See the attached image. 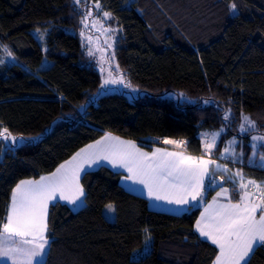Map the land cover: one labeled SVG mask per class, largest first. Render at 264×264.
I'll return each instance as SVG.
<instances>
[{
    "label": "trees",
    "instance_id": "16d2710c",
    "mask_svg": "<svg viewBox=\"0 0 264 264\" xmlns=\"http://www.w3.org/2000/svg\"><path fill=\"white\" fill-rule=\"evenodd\" d=\"M97 3L117 30L119 68L140 90L133 100L98 96L102 76L80 36ZM6 50L13 60L0 64V128L25 141L11 151L0 141V221L17 183L51 174L108 132L144 148L155 146L152 138L185 139L199 155L201 133L227 124L218 153L238 137L246 155L237 163L250 177L263 175L248 160L251 136L264 135V0H0V59ZM242 115L256 131L241 134ZM89 172L80 210L50 206L45 264H213L219 250L195 231L201 208L153 210L123 186L125 173L108 165ZM250 264H264V247Z\"/></svg>",
    "mask_w": 264,
    "mask_h": 264
},
{
    "label": "snow or ice",
    "instance_id": "6c2138e0",
    "mask_svg": "<svg viewBox=\"0 0 264 264\" xmlns=\"http://www.w3.org/2000/svg\"><path fill=\"white\" fill-rule=\"evenodd\" d=\"M75 2L79 3L80 0ZM96 7L100 8L99 3ZM235 9L236 5L232 4L233 15ZM91 16V11H88L81 20L85 29L89 27ZM103 17L110 18L111 14L104 12ZM91 27L101 35H106L104 43L108 48H112L113 43L110 42L112 36L108 34L114 33L116 29L105 28L100 20H92ZM81 35L85 36V32L82 31ZM43 38L44 34L37 35L38 40ZM86 40L91 43L93 37L86 36ZM87 54L94 56L95 52L88 48ZM7 55L11 56L12 53L7 52ZM109 59L114 61L115 54L112 53ZM101 61L103 63V57ZM3 63L4 60L0 59V64ZM118 67L117 65V69ZM101 71H104L103 67ZM110 84L132 87L130 83L125 82L123 74L117 73L113 76L112 71H109L103 80L101 89ZM223 120L229 121L230 113H226ZM241 120L239 126L241 133H248L257 128L256 122L249 116L242 115ZM227 126L225 124L217 132L201 134L203 155L200 157L186 154L184 140L165 138L164 144L175 145L178 150L156 148L148 153L142 151L132 141L105 134L93 144L80 149L50 175L41 176L38 180H21L12 189L7 215L0 221V264H45L44 257L49 247L47 235L49 207L55 209L59 201L77 206L85 195L80 183L81 175L90 174L89 170L94 166H101L102 162H107L114 169L126 170L128 175L124 179L133 184L143 185L150 199L176 205L177 207L171 211L177 213L191 211L203 201L206 186L211 188L217 184L214 170L210 166L215 165L216 169L222 166L215 160L205 159L204 156H210ZM0 141H10L6 150L11 151L13 146L23 141V138L18 140L8 128L2 127ZM239 143L234 137L220 155L242 159V145L241 151L239 153L236 151V145ZM261 147H264V135H253L251 137L253 152L250 160L257 155V150ZM259 160L260 166L264 167V152L259 155ZM232 180L234 181L232 191L237 192L238 199L234 202L230 190L217 185L220 191L216 192L212 202L204 207L195 223V231L199 237L210 241L219 250L213 264H250L255 251L264 247V185L252 180L245 181L243 173L239 171L233 174ZM108 207L112 210L111 205Z\"/></svg>",
    "mask_w": 264,
    "mask_h": 264
},
{
    "label": "rangeland",
    "instance_id": "374dc122",
    "mask_svg": "<svg viewBox=\"0 0 264 264\" xmlns=\"http://www.w3.org/2000/svg\"><path fill=\"white\" fill-rule=\"evenodd\" d=\"M88 11H91V13H92V16L89 17V27L87 29H85L84 25H83V29L81 30V32L84 31L85 32V36H82L81 32H80V36L82 38V42L84 44V48H85L86 52H87L88 48H92L93 51L95 52L94 56H90V60L93 63V65H95V67L99 70V72H100V74L102 76V83H103V80L108 76V72L109 71H112L113 76H116L117 73L123 74L119 67L117 69L118 63L116 61V57H115L114 61L109 59L111 57L112 53L115 54V42H116L117 30L114 33H109L108 34V35L112 36V41H110V42L113 43L112 48H108L107 45L104 43L105 39L107 38L106 35H101L100 32H97L95 29H93L91 27V21L92 20H100L101 23H103L105 28H111V27H107L105 25V23H107V21L109 22L111 17L110 18H104L103 17L104 11L100 10L96 6L94 8H90ZM72 32H73V30H72ZM89 35L93 37V40L91 41V43L87 42V40H86V36H89ZM101 49H103V51H101ZM7 52L8 51H5V56L6 57H5L4 61L5 62L12 61L13 60L12 56H8ZM101 57L104 58L103 63L101 61ZM2 58H4V56ZM49 66H50V63L47 60H45L44 63L42 64L41 68L42 69H46ZM101 67L104 68L103 72L101 71ZM125 82L128 83L126 81V79H125ZM131 86H132L131 88H126V87H124L123 84H110V85H107L104 89L100 88L98 96H102V95H106V94H113V93H126L128 95V97L131 100H133L134 98L138 97V95L140 93V90H139L138 87H136V86H134L132 84H131ZM172 95H174V94H172ZM175 96H177V95H175ZM246 116H248V115H246ZM254 131H256V129H254V130H252L250 132H254ZM248 133H241V134H248ZM253 135H261V134L255 133ZM17 138L19 140V138H22V137H17ZM233 138H231L230 140H232ZM235 138L237 139V141H240V139L238 137H235ZM120 139L121 140H125V141H130V140L122 139V138H120ZM152 140H154V139L153 138L152 139H148L149 143L153 144ZM24 141H25V139L23 138V141L21 143H19L18 145L22 144ZM228 142H227V144H228ZM10 143H11L10 141L6 142L7 145H9ZM257 143H259V142H257ZM217 146H216V148L213 149L214 151L217 150ZM138 148H140L142 151H144L141 146H139ZM236 151H237V153H239L241 151V147H239L238 144L236 145ZM252 152H253V150H252ZM262 152H263L262 147L258 148L257 155L255 157H253L251 160L249 159L248 161L250 163H261V161L259 160V155ZM245 155H246V151L243 150V157ZM250 157H252V153H251ZM204 158L210 159V158L205 157V156H204ZM235 160H236V162H237V160L239 162L242 161V159H235ZM102 163L104 164V163H107V162H102ZM213 168H215V165L213 166ZM117 169L121 170V168H117ZM206 185H207V181H206ZM123 186H125L126 189L131 191L132 193H136L138 195L144 196L147 193V190L144 189L143 185L133 184L131 181H127L125 179L123 180ZM208 191H209V188L206 186V190H205V193H204V199L195 208H203L209 202V201L206 200V197L208 195ZM157 202H159V203L158 204L154 203V201L152 200L150 208L153 209V210L166 211V212H170V213H174V214H183L184 213V212L177 213V212L171 211V209H174V208L177 207L176 205H169L165 201H157ZM80 204H82V205L80 206ZM84 205H85V195H84V197L81 198V201L78 202V205L77 206H73V207H74L75 211H78ZM108 206H106V208L104 209V214H105V216H106V218L108 220L114 221L115 218H116L115 207L113 205H111L112 206V210H110Z\"/></svg>",
    "mask_w": 264,
    "mask_h": 264
},
{
    "label": "built area",
    "instance_id": "2783aa9c",
    "mask_svg": "<svg viewBox=\"0 0 264 264\" xmlns=\"http://www.w3.org/2000/svg\"><path fill=\"white\" fill-rule=\"evenodd\" d=\"M153 139L154 140H152V142L155 146H161V147L171 149L174 151L178 150L175 145L164 144L163 140L165 138H153ZM174 140H184L186 142V154L187 155L195 156V157H200L203 155V151L199 155H196L193 152H191L188 148L187 140L179 139V138H176ZM205 157L215 160L218 164L222 166V168L220 169L214 168V175H215L217 184L213 185L211 189L219 188V186L217 185H222L223 187L228 188V189L233 188V187H227V184L231 183L233 185V182H234L232 180L233 174L238 171L243 173V177L245 181L252 180V181H255L257 184L264 185V167L260 166L261 163H250L249 164V166L252 169H257L263 173L261 178H257L256 176H252V177L248 176L245 170L243 169V166L239 165L234 159H231L228 156H221L220 153H218L216 150L215 151L213 150L210 156H205ZM224 169H228V171H225ZM237 181H238V178H237Z\"/></svg>",
    "mask_w": 264,
    "mask_h": 264
},
{
    "label": "crops",
    "instance_id": "0c3cea01",
    "mask_svg": "<svg viewBox=\"0 0 264 264\" xmlns=\"http://www.w3.org/2000/svg\"><path fill=\"white\" fill-rule=\"evenodd\" d=\"M204 133H213V132H202L201 134H204ZM107 134H111V133H107ZM112 136H115V135H113V134H111ZM115 137H117V136H115ZM201 137V140H202V144H203V139H202V135L200 136ZM119 138V137H118ZM219 140H220V138L218 139V141H217V145L219 144ZM135 143V142H134ZM93 144V143H92ZM136 144V143H135ZM227 145V143L224 145V147ZM137 146L139 147V145L137 144ZM218 147V146H217ZM224 147H223V149H224ZM156 148H164V147H161V146H151L150 148H144V147H142V149L145 151V152H148V153H151V152H153ZM165 149H167V148H165ZM223 149H222V151H223ZM168 150H170V151H174V150H171V149H168ZM193 157H195V156H193ZM205 159H207V158H205ZM102 165H108V166H110L111 167V165H109V164H107V163H102ZM213 166L214 165H211L210 166V168H212L213 169ZM100 167V166H99ZM96 167H94L92 170H94ZM98 168V167H97ZM96 168V169H97ZM112 168V167H111ZM114 169V168H113ZM114 170H117V171H121V172H123V173H125V176H127L128 175V173L126 172V170H124V169H114ZM50 175V174H49ZM83 175V174H82ZM82 175H81V177H82ZM45 176H47V175H45ZM124 176V177H125ZM124 177L122 178V184H123V180H124ZM38 180V179H37ZM125 187V186H124ZM126 188V187H125ZM218 191H220V189H217ZM217 191V192H218ZM230 193H231V195H232V198H233V195H234V192H231L230 191ZM237 194V193H236ZM215 195H216V193H215ZM238 195V194H237ZM147 199H148V201H149V205L151 206V203H152V200L153 199H150L148 196H147V193H146V195H144ZM213 199V198H212ZM212 199L208 202V203H211L212 202ZM154 201V203H159V202H157V201H155V200H153ZM60 202H63V203H66L67 204V202H65V201H60ZM235 202V201H234ZM207 203V204H208ZM206 204V205H207ZM69 205V204H68ZM82 204H80V206H81ZM205 205V206H206ZM70 207H71V209L73 210V211H75V209H74V207H73V205H69ZM204 206V207H205ZM204 207L203 208H201V210H202V212H203V210H204ZM195 208V207H194ZM194 208H192V209H194ZM49 209H50V207H49ZM189 212V211H188ZM258 215H259V213H258ZM48 234V233H47ZM205 239V238H204ZM210 242V241H209ZM49 244H50V239H49ZM49 248V247H48ZM47 253H48V250H47ZM46 257H47V255L44 257V262L46 261Z\"/></svg>",
    "mask_w": 264,
    "mask_h": 264
}]
</instances>
